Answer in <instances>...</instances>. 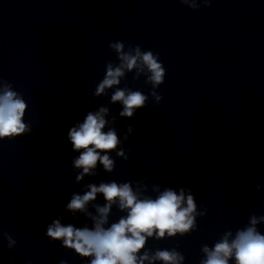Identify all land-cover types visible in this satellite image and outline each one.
<instances>
[{"label": "clouds", "instance_id": "clouds-1", "mask_svg": "<svg viewBox=\"0 0 264 264\" xmlns=\"http://www.w3.org/2000/svg\"><path fill=\"white\" fill-rule=\"evenodd\" d=\"M180 3L196 10L201 3L211 6L212 0H180ZM109 48L116 53L119 63L114 65L109 62L106 65V74L93 96H104L109 89H114L110 102L123 106L119 117L132 118L138 109L146 106L149 99L139 90L119 87L126 73L135 71L133 79L144 75L145 83L151 84L153 89L151 97L159 104L163 97L155 89L164 83L166 75L159 55L151 50L142 51L139 45L129 46L125 50V44L121 41L110 43ZM27 108V103L13 89V85L0 79V141L31 132V127L24 122ZM109 112L107 106L89 111L82 122L68 131L67 139L73 151L79 152L72 159L73 167L80 170L75 177L77 184L83 182L86 176H96L98 164L105 172H113L115 161L110 153L114 151L118 157L128 159L125 150L120 147L122 141L117 130L109 126L115 124L116 116H112L111 120L106 119ZM133 131L129 125L123 139L127 141ZM147 190L143 181H138L135 188L131 182L88 183L82 195L72 194L66 210L73 216L83 214L91 220L92 226L65 225L61 223L62 217H58L47 226L46 236L50 241H61L62 247L74 250L82 258H91L90 264H156L158 261L183 264L185 257L175 248L152 252L146 249V243L149 238L162 240L191 233L197 228L196 217L204 216L206 210L197 211L196 199L190 189L165 187L161 190L159 185H153L155 198L146 195ZM98 194L104 198L103 205L93 203ZM90 204L94 213L89 210ZM114 206L126 215L109 223ZM261 223H264V216L252 215L248 224L237 229L235 234L231 230L226 231L212 247L203 245L201 251L205 258L200 264H230V261H234V264H264V234L257 227ZM4 235L8 241L7 247L13 249L17 242L11 235ZM60 264H67V261L61 260Z\"/></svg>", "mask_w": 264, "mask_h": 264}]
</instances>
